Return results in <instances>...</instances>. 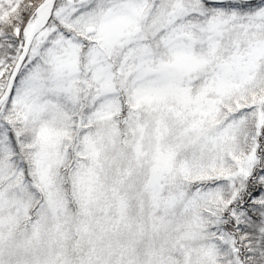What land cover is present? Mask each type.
I'll return each instance as SVG.
<instances>
[{
  "label": "snow or ice",
  "instance_id": "6c2138e0",
  "mask_svg": "<svg viewBox=\"0 0 264 264\" xmlns=\"http://www.w3.org/2000/svg\"><path fill=\"white\" fill-rule=\"evenodd\" d=\"M0 264H264V0H0Z\"/></svg>",
  "mask_w": 264,
  "mask_h": 264
}]
</instances>
